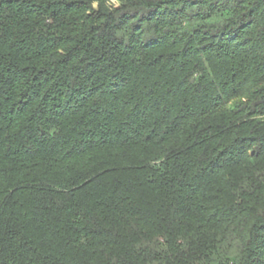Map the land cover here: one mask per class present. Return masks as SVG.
Wrapping results in <instances>:
<instances>
[{
    "label": "trees",
    "instance_id": "trees-1",
    "mask_svg": "<svg viewBox=\"0 0 264 264\" xmlns=\"http://www.w3.org/2000/svg\"><path fill=\"white\" fill-rule=\"evenodd\" d=\"M0 264H264V0H0Z\"/></svg>",
    "mask_w": 264,
    "mask_h": 264
}]
</instances>
